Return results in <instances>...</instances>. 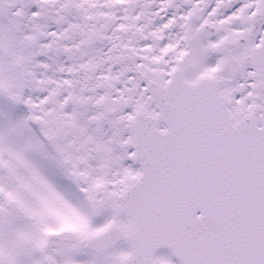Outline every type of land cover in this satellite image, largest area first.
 <instances>
[{"label": "snow or ice", "instance_id": "obj_1", "mask_svg": "<svg viewBox=\"0 0 264 264\" xmlns=\"http://www.w3.org/2000/svg\"><path fill=\"white\" fill-rule=\"evenodd\" d=\"M0 264H264V0H0Z\"/></svg>", "mask_w": 264, "mask_h": 264}]
</instances>
